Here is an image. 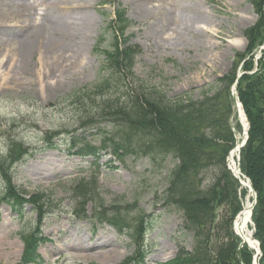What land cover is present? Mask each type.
Wrapping results in <instances>:
<instances>
[{"label":"rangeland","instance_id":"374dc122","mask_svg":"<svg viewBox=\"0 0 264 264\" xmlns=\"http://www.w3.org/2000/svg\"><path fill=\"white\" fill-rule=\"evenodd\" d=\"M106 1L105 17L99 11L104 0H0V165L5 180H10L4 191L0 173V197L4 191L3 196L14 197L12 202L28 200L21 216L0 200V264H24L23 235L31 229L42 239L34 262L28 264H168L181 249L193 246L192 235L182 228V212L163 200L175 164L172 156L140 152L120 161L112 145L120 129L99 121L96 114L85 119L66 96L91 88L99 79L102 56L94 45L114 7L125 10L130 20L126 34L140 49L134 74L168 97H200L231 68L235 53L251 57L256 69L264 55V16H258L250 0H187L199 10L191 26L179 17L176 0H145L151 14L138 0ZM33 18L39 23L37 32ZM255 25L260 33L250 41L244 32ZM46 29L60 34L51 36ZM22 40L29 42L24 50ZM46 44L52 45L51 51L43 47ZM73 134L97 147L96 160L90 154L70 153L75 150L70 147ZM213 171H206L204 184L216 174ZM94 192L106 209L147 216L143 262L140 254L134 255L131 226L120 233L94 219L93 202H86L85 216L75 213L81 194L88 199ZM227 207H215L209 237L214 245L224 242ZM249 230L258 241L252 222Z\"/></svg>","mask_w":264,"mask_h":264},{"label":"trees","instance_id":"16d2710c","mask_svg":"<svg viewBox=\"0 0 264 264\" xmlns=\"http://www.w3.org/2000/svg\"><path fill=\"white\" fill-rule=\"evenodd\" d=\"M250 1L258 16L263 17L264 0ZM101 15L107 13L101 11ZM129 23L124 9L116 8L114 20L103 27L96 45V51L103 56L101 78L89 89L71 92L66 100L81 108L85 119L96 114L99 121L120 129V137L112 139L113 154L119 155L120 160L129 153L142 152L151 157L172 156L176 161L170 170L163 200L166 205L182 211L183 228L192 234L193 246L190 250L181 249L171 263L250 264L252 251L244 246L239 253L240 239L232 231V219L241 210L246 189L225 165L227 153L235 141L229 121L233 110L230 87L243 61L237 93L249 128L248 139L240 151V169L257 193L252 221L254 237L262 252L259 262L264 264V56L252 71L251 57L235 53L231 68L216 77L200 97L191 98L185 94L168 97L145 85V81L134 74L133 66L140 50L129 43L125 34ZM259 30L258 25L248 28L244 32L246 39L255 41ZM235 127L240 129L238 123ZM70 141L75 154L94 157L98 154L97 147L83 142L84 138L80 139L79 135L73 134ZM24 153L27 149L22 151ZM212 168L216 174L204 184V174ZM0 169L5 177L1 165ZM95 194L91 193L88 199H83L84 194H81L82 199L76 201L79 212H84L86 202H93L94 217L104 219L119 231L131 226V238L137 245L142 243L147 223L145 216L142 213L124 216L118 209H106L98 203L101 199ZM4 199L13 205H21L25 200L12 202L14 197L10 193ZM30 201L35 203L37 199ZM220 203L228 206L224 212V242L214 245L209 237L213 234L214 210ZM38 234L34 230L23 238L25 263L32 261L40 239Z\"/></svg>","mask_w":264,"mask_h":264},{"label":"bare ground","instance_id":"6f19581e","mask_svg":"<svg viewBox=\"0 0 264 264\" xmlns=\"http://www.w3.org/2000/svg\"><path fill=\"white\" fill-rule=\"evenodd\" d=\"M138 1L140 3L141 2L144 3V6L142 7V9L145 10L144 12L149 13V14L152 13L151 10H149L148 7L146 6L145 0H138ZM176 5L179 8H181V12L179 14V17L181 19H183V22H185V25H187L189 23L192 26L194 21L196 20V18H198L197 14H198L199 10H198V7L196 6V4L191 3V2H187V0H176ZM170 16L171 15H168V17H170ZM32 20L34 21L33 23H35L34 26H36V28H34V29L36 31L39 23L35 22L36 18L35 19L33 18ZM2 21H4V19H2ZM47 30L49 31L51 36L53 34L52 32H54L53 36H55L57 33L60 34V31L46 29V31ZM21 43L23 44V50L26 48V44L27 45L29 44V42L27 40L26 41L22 40ZM46 45L47 46H43V47L45 49H47L48 51H51L52 45L51 46H48V44H46ZM10 66H11V63L9 61L5 63V69L6 70L9 69ZM52 72H54V71H52ZM48 74H50V71L48 72ZM239 115H240L241 120L243 121V125H244L243 127L245 128L246 122L244 120V116L242 114L241 109H239ZM236 155H237V148H233L228 155V163L232 169H236V165H235ZM250 207H251V202L249 200H247L246 203L244 204V207L241 210V212H239L237 217L234 219L233 228L241 236V238L245 241L246 244H248L251 248H256V243L253 240L251 232L249 230ZM106 254L107 253H105V255Z\"/></svg>","mask_w":264,"mask_h":264},{"label":"water","instance_id":"95a60500","mask_svg":"<svg viewBox=\"0 0 264 264\" xmlns=\"http://www.w3.org/2000/svg\"><path fill=\"white\" fill-rule=\"evenodd\" d=\"M236 84H237V82H235L234 87H233V90H232V94H233V96L236 95V91H235ZM241 146H242V144L240 145V147H241ZM238 170H239V168L237 169V172H238ZM234 174H235V176H236L237 178H239V177L236 175V173H234ZM240 182H241L242 185H244V186H248V187L251 189L252 193H253V200H252L251 208H250V209H252V207L254 206L255 201H256V193H255V191L253 190V187H252L251 182H250L249 180H247V182H244V181L240 180ZM250 211H251V210H250Z\"/></svg>","mask_w":264,"mask_h":264}]
</instances>
